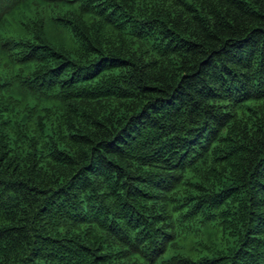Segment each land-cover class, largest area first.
I'll return each mask as SVG.
<instances>
[{"label": "trees", "instance_id": "trees-1", "mask_svg": "<svg viewBox=\"0 0 264 264\" xmlns=\"http://www.w3.org/2000/svg\"><path fill=\"white\" fill-rule=\"evenodd\" d=\"M0 264H264V0H0Z\"/></svg>", "mask_w": 264, "mask_h": 264}]
</instances>
